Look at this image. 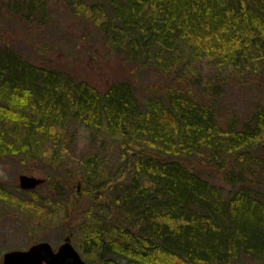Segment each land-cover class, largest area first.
Returning a JSON list of instances; mask_svg holds the SVG:
<instances>
[{
  "label": "trees",
  "instance_id": "obj_1",
  "mask_svg": "<svg viewBox=\"0 0 264 264\" xmlns=\"http://www.w3.org/2000/svg\"><path fill=\"white\" fill-rule=\"evenodd\" d=\"M64 4L154 85L141 97L130 80L100 91L1 45L0 160L41 164L46 180L56 177L50 218L73 226L88 264L264 262V105L225 126L216 111L229 74L248 81L264 72V0ZM7 8L47 19L46 0ZM200 165L223 171L224 186ZM65 176L81 194L68 195ZM13 191L35 192L0 186V201Z\"/></svg>",
  "mask_w": 264,
  "mask_h": 264
},
{
  "label": "rangeland",
  "instance_id": "obj_2",
  "mask_svg": "<svg viewBox=\"0 0 264 264\" xmlns=\"http://www.w3.org/2000/svg\"><path fill=\"white\" fill-rule=\"evenodd\" d=\"M7 1L0 0V46L11 45L31 63L65 70L76 79L88 81L100 91L113 81L130 80L134 84L136 95L141 97L154 85L156 77L148 73H136L132 64L111 53L100 31L72 14L64 0H46L48 13L44 23L9 11ZM225 80L216 110L222 126L231 118L238 123L245 120L255 103L264 105V72L260 76H251L248 81L231 73ZM86 136L87 132L80 128L78 149L84 147ZM28 168L29 165L25 166L14 159L0 160V186L19 188V175L45 178L48 171L41 164ZM200 170L209 182L224 186L223 171L210 165H200ZM54 175L60 176L61 173L55 172ZM65 177L68 195L74 190L81 194L80 184L74 180L67 181L68 177ZM55 182L56 177L51 182L45 178L42 187L34 189L32 195L13 191V196L7 202L0 201V262L3 254L8 251L25 250L41 241L48 242L55 250L65 237L72 238L73 226L63 225L59 220L50 218L56 206L53 205L55 199H52L54 187L49 186L56 184ZM68 182L72 183L68 185ZM46 203L50 206H46ZM73 242L71 239L74 246ZM228 264L264 262L245 260L242 263Z\"/></svg>",
  "mask_w": 264,
  "mask_h": 264
},
{
  "label": "water",
  "instance_id": "obj_3",
  "mask_svg": "<svg viewBox=\"0 0 264 264\" xmlns=\"http://www.w3.org/2000/svg\"><path fill=\"white\" fill-rule=\"evenodd\" d=\"M45 178L19 175L18 187L32 191L41 186ZM0 264H87L74 248L69 236L55 250L48 242L41 241L25 250H13L3 254Z\"/></svg>",
  "mask_w": 264,
  "mask_h": 264
}]
</instances>
